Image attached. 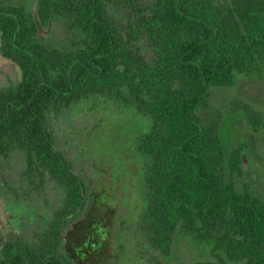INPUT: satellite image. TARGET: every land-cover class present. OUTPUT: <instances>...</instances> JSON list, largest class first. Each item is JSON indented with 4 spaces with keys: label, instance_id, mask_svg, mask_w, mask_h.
Returning <instances> with one entry per match:
<instances>
[{
    "label": "trees",
    "instance_id": "obj_1",
    "mask_svg": "<svg viewBox=\"0 0 264 264\" xmlns=\"http://www.w3.org/2000/svg\"><path fill=\"white\" fill-rule=\"evenodd\" d=\"M140 3L0 4L1 54L21 70L0 89V165L19 154L22 194L53 185L64 195L34 240L3 243L0 264H75L74 254L62 251L65 229L86 209L88 183L56 148L48 116L80 106H113L126 120L148 123L137 122L130 146L143 199L138 231L151 249L167 257L177 240L189 239L208 248L191 264H264V201L234 185L244 172L243 149L223 145L225 116H205L214 91L232 88L237 76L264 73V0ZM119 4L139 18L126 36L108 11ZM58 20L76 35L69 46L42 35ZM142 40L150 56L141 53ZM239 110L251 132L264 129V112Z\"/></svg>",
    "mask_w": 264,
    "mask_h": 264
},
{
    "label": "rangeland",
    "instance_id": "obj_2",
    "mask_svg": "<svg viewBox=\"0 0 264 264\" xmlns=\"http://www.w3.org/2000/svg\"><path fill=\"white\" fill-rule=\"evenodd\" d=\"M150 1L140 0V5ZM38 2L0 0L1 5L34 10ZM108 11L124 36L138 24L137 11L129 6L119 4ZM42 35L54 46H69L76 40V35L60 20L53 22ZM137 45L143 55L150 56L143 40ZM20 78V68L2 56L0 39V89ZM208 106L206 117L225 116L221 128L223 145L230 150L243 149V169L258 173V180L250 189L264 201V129L251 132L245 113L239 110L246 106L252 114L264 112V73L237 76L232 88L211 94ZM91 109L80 106L61 117L53 113L48 116L56 148L88 183L86 209L65 229L62 251L70 250L75 264H191L203 259V254L208 252L206 246H198L189 239L177 240L172 255L165 257L151 249L139 232L143 199L130 135L137 132L138 123L145 127L148 123L135 115L130 116L132 120H126L120 108L113 106ZM22 167L19 154L0 165V251L10 238L34 240L64 201L63 193L53 185H47L41 193L22 194L26 188ZM233 180L238 189H243V175L234 176ZM86 232L88 238L83 236Z\"/></svg>",
    "mask_w": 264,
    "mask_h": 264
},
{
    "label": "flooded vegetation",
    "instance_id": "obj_3",
    "mask_svg": "<svg viewBox=\"0 0 264 264\" xmlns=\"http://www.w3.org/2000/svg\"><path fill=\"white\" fill-rule=\"evenodd\" d=\"M74 108V107H73ZM69 110H71V109H64V108H62L61 110H55L54 112H53V114H54V116L55 117H61L62 115H66L67 113H68V111ZM243 177H245V181H244V185H243V187L244 186H248V187H250L251 185H255V183H256V181L258 180V173L257 172H251V171H249V170H244V172H243Z\"/></svg>",
    "mask_w": 264,
    "mask_h": 264
},
{
    "label": "water",
    "instance_id": "obj_4",
    "mask_svg": "<svg viewBox=\"0 0 264 264\" xmlns=\"http://www.w3.org/2000/svg\"><path fill=\"white\" fill-rule=\"evenodd\" d=\"M242 163H243V168H244L245 161H244V156L243 155H242Z\"/></svg>",
    "mask_w": 264,
    "mask_h": 264
}]
</instances>
